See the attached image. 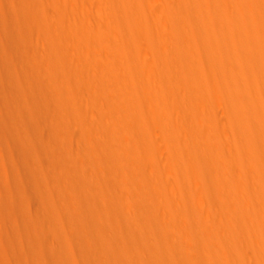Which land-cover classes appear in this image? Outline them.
I'll return each mask as SVG.
<instances>
[{"label": "bare ground", "instance_id": "bare-ground-1", "mask_svg": "<svg viewBox=\"0 0 264 264\" xmlns=\"http://www.w3.org/2000/svg\"><path fill=\"white\" fill-rule=\"evenodd\" d=\"M12 241L264 264V0H0Z\"/></svg>", "mask_w": 264, "mask_h": 264}, {"label": "rangeland", "instance_id": "rangeland-1", "mask_svg": "<svg viewBox=\"0 0 264 264\" xmlns=\"http://www.w3.org/2000/svg\"><path fill=\"white\" fill-rule=\"evenodd\" d=\"M23 186L20 178L16 179L12 185V191L18 194L22 191ZM22 200H18L17 204L21 205ZM19 215V214H18ZM21 218V217H20ZM65 246V245H62ZM77 251L73 252L74 259H69L70 251L65 248L60 249L59 245H37L30 242H7L0 246V264H101L98 260L101 255L107 256L111 261H118L122 256L119 249H113L111 252L97 253L87 251L88 248L76 246ZM151 247L136 246L133 250H128L123 247L125 254L133 257L134 264H148L154 259L153 254H150ZM75 250V249H74ZM110 264H112L110 262ZM174 264V262H170ZM176 264H184L182 262Z\"/></svg>", "mask_w": 264, "mask_h": 264}]
</instances>
